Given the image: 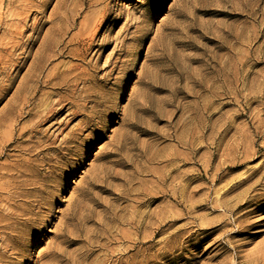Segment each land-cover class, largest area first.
<instances>
[{"label": "rangeland", "instance_id": "374dc122", "mask_svg": "<svg viewBox=\"0 0 264 264\" xmlns=\"http://www.w3.org/2000/svg\"><path fill=\"white\" fill-rule=\"evenodd\" d=\"M0 224V264L262 256L264 0H0Z\"/></svg>", "mask_w": 264, "mask_h": 264}, {"label": "bare ground", "instance_id": "6f19581e", "mask_svg": "<svg viewBox=\"0 0 264 264\" xmlns=\"http://www.w3.org/2000/svg\"><path fill=\"white\" fill-rule=\"evenodd\" d=\"M56 68H57V66H56ZM55 74V73H54ZM84 75V74H83ZM89 76V75H88ZM91 77V76H90ZM82 79H83V77H82ZM81 79V80H82ZM88 79V78H87ZM86 79V80H87ZM59 80V79H58ZM47 82V81H46ZM49 83V82H48ZM47 83V84H48ZM74 84V83H73ZM54 85H58V83H54ZM53 85V86H54ZM75 85V84H74ZM38 90V89H37ZM29 93H31V92H29ZM62 95V94H61ZM64 97V96H63ZM62 96L61 97H59L54 103H56V105H59L58 106V108H54V107H48V108H46V109H44L43 111H40V110H38L37 109V106H35L34 108H33V110L34 109H37L36 110V112L35 113H33L34 114V116L36 115L37 117H39L40 118V122H45V121H52L57 115H59L60 113H62V112H64L65 111V108H66V105L64 104V105H62V102L63 101H65L66 99V97L65 98H63ZM87 99V98H86ZM30 100V97L28 96H26L25 97V99H24V101L27 103L28 101ZM83 100H84V98H83ZM69 101V100H68ZM48 102V101H47ZM68 102H66V104H67ZM48 104V103H47ZM69 105H70V107L71 108H74V107H77V103H76V101H73V100H70V102L68 103ZM69 107V108H70ZM32 110V111H33ZM32 114V115H33ZM37 123V122H36ZM52 123V122H51ZM50 123V124H51ZM35 124V123H34ZM54 126V123L51 125V127H53ZM24 131V130H23ZM26 132V131H25ZM39 132V131H38ZM41 132V131H40ZM69 137V136H68ZM66 138V137H65ZM68 139V138H67ZM68 142V141H67ZM114 154V153H113ZM172 176V175H171ZM168 178V177H167ZM173 180H174V177L172 178ZM165 177H162V178H159V182L161 183V184H165L166 182H165ZM219 180H221V177H219V175L218 174H216L215 176H214V178H213V182L214 183H216L217 181H219ZM259 182H260V180H258V181H255L251 186H250V188H249V191H248V194L251 192V190H253L258 184H259ZM170 186H171V184H170ZM235 185H231V187H229V189L227 190V191H229V190H231L233 187H234ZM173 187L171 186V187H169L168 189H167V195H169L170 197H173L175 194H176V190H174V189H172ZM163 189V188H162ZM161 188H159L158 189V191H157V193H159V191L160 190H162ZM163 191V190H162ZM219 191H217V193H218ZM248 194L246 195V193H244V195H242L241 197H240V201L236 204V205H231V204H229V203H226V202H222V201H220V199H219V197H217L216 199H217V204H218V206L219 207H221L224 211H225V213H227L226 215V218L227 219H230L232 222H234V221H237L238 219H239V216H237V215H240L241 216V214H239L240 213V211H239V209H241L246 203H248ZM177 200V199H176ZM240 203V204H239ZM235 207H236V209H235ZM255 212V210H247L246 212H244V213H242V215H247V214H251V213H254ZM234 218V219H233ZM2 222L4 221V220H1ZM5 223V222H4ZM3 223V224H4ZM1 225V224H0ZM5 228V227H4ZM8 228V227H7ZM6 228V229H7ZM5 229V230H6ZM9 229V228H8ZM1 230V229H0ZM33 230V229H32ZM13 231V230H12ZM7 232V231H6ZM1 235V234H0ZM1 237V236H0ZM6 238V237H5ZM1 240V239H0ZM4 241V240H3ZM6 241V240H5ZM8 242V241H7ZM7 244V243H6ZM9 244V243H8ZM2 245H3V243H2ZM15 245H13V247H14ZM6 247V246H5ZM1 251V250H0ZM57 254H58V256L60 255V253H59V250L57 251ZM0 257H1V255H0ZM0 261H1V258H0ZM248 262V261H247ZM246 264H248V263H246ZM249 264H264V253L262 254V256H258V257H256L255 259H253V261H251V263H249Z\"/></svg>", "mask_w": 264, "mask_h": 264}, {"label": "snow or ice", "instance_id": "6c2138e0", "mask_svg": "<svg viewBox=\"0 0 264 264\" xmlns=\"http://www.w3.org/2000/svg\"><path fill=\"white\" fill-rule=\"evenodd\" d=\"M257 230H264V225H259Z\"/></svg>", "mask_w": 264, "mask_h": 264}]
</instances>
